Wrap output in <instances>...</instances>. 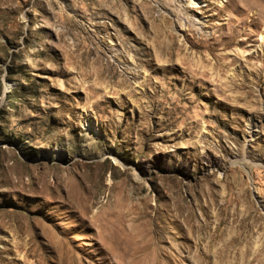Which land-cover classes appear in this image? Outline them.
I'll return each instance as SVG.
<instances>
[{
  "label": "rangeland",
  "instance_id": "obj_1",
  "mask_svg": "<svg viewBox=\"0 0 264 264\" xmlns=\"http://www.w3.org/2000/svg\"><path fill=\"white\" fill-rule=\"evenodd\" d=\"M0 264H264V0H0Z\"/></svg>",
  "mask_w": 264,
  "mask_h": 264
},
{
  "label": "bare ground",
  "instance_id": "obj_2",
  "mask_svg": "<svg viewBox=\"0 0 264 264\" xmlns=\"http://www.w3.org/2000/svg\"><path fill=\"white\" fill-rule=\"evenodd\" d=\"M192 3L196 4V1H193Z\"/></svg>",
  "mask_w": 264,
  "mask_h": 264
}]
</instances>
